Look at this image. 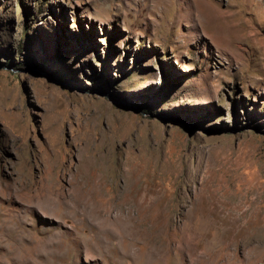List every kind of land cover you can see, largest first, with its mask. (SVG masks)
Segmentation results:
<instances>
[{"label":"rangeland","instance_id":"1","mask_svg":"<svg viewBox=\"0 0 264 264\" xmlns=\"http://www.w3.org/2000/svg\"><path fill=\"white\" fill-rule=\"evenodd\" d=\"M226 15L251 28L218 33ZM79 174L94 191L103 180L100 204L128 181L161 196L162 264H264V0H0V264L15 257L11 214L31 264H99L64 246L46 262L63 219L6 200L24 182L69 191ZM210 198L215 212L197 209ZM246 225L229 245L216 228Z\"/></svg>","mask_w":264,"mask_h":264},{"label":"bare ground","instance_id":"2","mask_svg":"<svg viewBox=\"0 0 264 264\" xmlns=\"http://www.w3.org/2000/svg\"><path fill=\"white\" fill-rule=\"evenodd\" d=\"M200 7L201 10H204L205 14H207L208 8L204 5H200ZM234 16L235 15H226L217 18L219 21L218 23L221 22L225 24V26L222 25V27L215 28L218 33L224 31L242 33L245 32L244 29L251 28L248 26L243 27L245 24L240 21L235 23L236 20ZM249 37L254 39L256 35L249 36L245 34L244 40L250 39ZM95 164V161L88 162L86 168L89 170V174L92 173ZM104 184L103 180L99 179L96 182V191L93 189L91 190L86 179L83 178L81 174H79V178H77V175L72 176L70 189L66 192H64L63 189H56L55 187H50L45 184L35 187L36 185L34 186L32 183L24 182V184L20 183L18 186H9V196L6 200L17 204L23 208V211L28 213H35V211H38L37 209L42 208L43 210L44 208L51 216L57 217L55 214H59L57 218L63 219V221H60L58 227H56L57 231H53V234L48 235L47 239L44 240V251L48 255V259L47 257L44 258L46 262L50 260L49 257L51 259L55 258L60 262L67 260L68 257L66 258L65 252H55L59 247L64 246L67 248L66 253L72 248L82 247V250L90 256V259L99 264H162V259L168 252V246L165 243L166 240H163V225H161L159 220L161 215V196H159L157 192L154 193L152 191L150 193L145 187L139 188L137 184L128 181L121 195V202L119 204L116 203L114 205L113 202L108 201L100 204L99 202L101 200L97 201L95 199L99 194L97 190L101 192L104 188ZM149 193L151 195H149ZM213 200L214 199L210 198L201 202L197 209H204L205 205H207L210 206V212H215L216 207L214 208L215 204L212 203ZM118 206H124L125 208L120 207V209L115 212L114 210L117 209ZM58 207L61 208V212L58 211ZM204 210H206V208ZM218 212V214L214 216V219H217L218 222H226L228 216L226 217V215H221L220 211ZM70 216L77 218L75 224L71 222L73 224L72 226L64 223V219ZM79 219L83 222L82 225L78 223ZM63 223L65 225H63ZM22 225L23 223L21 224L20 221H17L15 215L12 216V214L10 219L2 221L1 224V235L11 240V246L4 251L6 252L4 256L15 254V257H12L10 260V264H18L19 262H22V264H31L32 262L29 260L30 258L22 252L18 245L22 243ZM82 226L86 227L88 230L86 233L84 232V234L81 233ZM63 228L65 231L62 230ZM216 228L219 229V232L221 231L220 234L222 237L225 235L229 237L228 245L237 242L239 235L243 234L246 237H251V233L249 232L250 225L237 228L231 227V229L229 228L227 230L225 228V230L220 228V226ZM57 233H59L60 239L59 237L56 238L55 234ZM104 236L107 237L106 240ZM231 238L234 240L232 241ZM122 240L128 241L124 248H122ZM185 242L186 245H184V247L190 248L192 252L194 251L196 253L199 245L203 241H197L196 235H194L192 240L188 237ZM258 244L257 241H253L251 243L252 249L256 251L260 247ZM120 246L122 248L121 251L117 248ZM108 251L115 252V255L110 254ZM77 257L76 259H78Z\"/></svg>","mask_w":264,"mask_h":264}]
</instances>
